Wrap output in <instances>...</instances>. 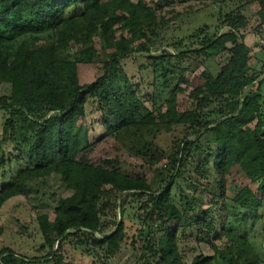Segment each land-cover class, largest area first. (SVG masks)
<instances>
[{
  "label": "trees",
  "instance_id": "obj_1",
  "mask_svg": "<svg viewBox=\"0 0 264 264\" xmlns=\"http://www.w3.org/2000/svg\"><path fill=\"white\" fill-rule=\"evenodd\" d=\"M238 1L0 0V208L35 193L52 205L36 217L37 251L46 254L6 247L0 264H111L124 246L133 264H185L183 235L211 250L189 264H264V251L234 229L263 219L264 209V63L244 43L250 30L264 36V0L242 4L255 5L254 26ZM203 2L216 8L213 27L166 37L177 30L165 9ZM220 55L215 75L204 69L194 86L187 80ZM86 65L100 75L80 85L77 68ZM132 66L142 90L125 72ZM90 108L103 131L93 141L83 124ZM109 141L139 163L127 170L116 155L96 156ZM238 173L255 189L236 185ZM52 180L69 196L47 192ZM228 184L237 212L217 234Z\"/></svg>",
  "mask_w": 264,
  "mask_h": 264
},
{
  "label": "rangeland",
  "instance_id": "obj_2",
  "mask_svg": "<svg viewBox=\"0 0 264 264\" xmlns=\"http://www.w3.org/2000/svg\"><path fill=\"white\" fill-rule=\"evenodd\" d=\"M238 0H231L228 4H237ZM241 5L246 2V0L240 1ZM224 6L221 4V7ZM243 6V5H242ZM229 8V7H228ZM244 15L249 19V24L254 26V18L252 14L255 12V5H248L242 7ZM216 8L211 7L208 2L203 3H188L185 5H180L173 7L172 9H165L161 16L166 20H171V27L177 30V32L168 31L166 37L169 38L171 35L179 37H185L192 32L195 28L205 23L213 27V18L210 14L214 13ZM249 30V29H248ZM226 29H222V32H225ZM244 43L246 46L251 48L252 56L264 63V36H255V34L250 30L246 33L244 38ZM96 49H99L98 41L95 40ZM164 48L153 49L154 51H159ZM169 52H172L171 49H168ZM226 55H220L214 59H211L205 63L203 67L194 69L193 72L186 74L187 80L191 82L194 86L197 81V77L205 69L208 70L211 74L215 75L223 63ZM129 65V64H128ZM99 66L97 65H86L78 66V79L80 85H88L92 83L97 76L100 75L98 70ZM125 72L129 77L133 78V83L137 84L138 89L142 90V87L139 82V75L135 71L134 66L126 67ZM7 94V87L3 86L0 88V95ZM186 101L184 96H178V102L184 103ZM91 108L88 109V116L86 117L83 124H86L89 130V138L91 141L95 140L102 134V128L99 125L98 117L96 114L91 113ZM7 115L4 112H0V140H1V128L6 119ZM82 123V121H81ZM170 137L166 134H161L158 137V146L166 149L169 145ZM108 144L103 145L98 150L95 151L96 156H113L116 155L121 162L123 168L131 170L133 164H138L139 161L129 156L125 151L120 149L119 145L113 141L107 142ZM116 147V150H114ZM4 154L6 158H11L9 155L10 147L5 146ZM131 168V169H130ZM138 171V170H135ZM145 175L148 177L150 173L144 170ZM2 174L0 170V175ZM234 183L240 187L250 186V188L255 189V186L248 184V181L239 173L233 175ZM1 181V177H0ZM182 186V185H181ZM49 190L47 192L54 193L57 197L65 198L69 196V191H66L63 186L57 180H52L48 185ZM185 189V187L182 186ZM45 190V187L42 188V191ZM233 195V187L228 184L226 198L220 203L222 209L220 211L221 216L218 219V230L219 234L220 225L224 221L232 220L236 209L231 207L230 198ZM134 207V204H132ZM52 205L40 197L39 194H31L27 200H24L20 197L13 198L7 201L0 208V226L3 228V234L0 236V249L10 248L16 254L21 256H27L29 258L33 257H43L46 253L39 254L37 251L42 244L41 236L37 228L36 217L40 213H50ZM134 210H128V215L125 217L126 231L128 236H131V226L135 224L132 219ZM259 215L263 218L261 220H249L246 225L241 229L238 226H235V233L238 235L244 236L254 247L255 251L261 255L264 251V209L259 211ZM52 219V217L50 216ZM186 234V233H185ZM217 247H220L219 242L214 243ZM179 251L183 258L185 264H189L191 259L199 253L208 256L211 254L210 248L203 242H197L192 235H183L179 238L178 242ZM130 248L124 246L119 253V255L111 262V264H133V258L129 252ZM72 260H79L83 263L92 262L85 258H75Z\"/></svg>",
  "mask_w": 264,
  "mask_h": 264
}]
</instances>
